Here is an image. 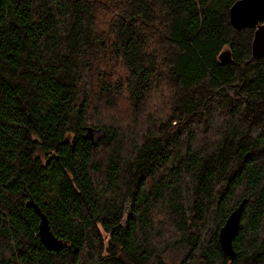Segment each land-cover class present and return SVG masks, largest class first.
<instances>
[{
	"label": "trees",
	"instance_id": "1",
	"mask_svg": "<svg viewBox=\"0 0 264 264\" xmlns=\"http://www.w3.org/2000/svg\"><path fill=\"white\" fill-rule=\"evenodd\" d=\"M236 1L0 0V264H264V58Z\"/></svg>",
	"mask_w": 264,
	"mask_h": 264
},
{
	"label": "water",
	"instance_id": "2",
	"mask_svg": "<svg viewBox=\"0 0 264 264\" xmlns=\"http://www.w3.org/2000/svg\"><path fill=\"white\" fill-rule=\"evenodd\" d=\"M231 25L236 30L255 28L251 51L254 59L264 58V0H237L229 10ZM219 60L221 63L232 61L231 51H223ZM32 208L40 217L39 236L41 242L49 250H59L64 242L58 239L51 231L50 222L39 206L31 201ZM243 204L234 210L219 232V242L223 254L233 260L236 251L233 246L242 218Z\"/></svg>",
	"mask_w": 264,
	"mask_h": 264
},
{
	"label": "rangeland",
	"instance_id": "3",
	"mask_svg": "<svg viewBox=\"0 0 264 264\" xmlns=\"http://www.w3.org/2000/svg\"><path fill=\"white\" fill-rule=\"evenodd\" d=\"M229 50L228 47H225L223 51ZM99 136V134L97 135ZM184 252H182L183 256ZM167 264H181V253H174L168 258Z\"/></svg>",
	"mask_w": 264,
	"mask_h": 264
},
{
	"label": "bare ground",
	"instance_id": "4",
	"mask_svg": "<svg viewBox=\"0 0 264 264\" xmlns=\"http://www.w3.org/2000/svg\"><path fill=\"white\" fill-rule=\"evenodd\" d=\"M40 208V207H39ZM42 211V210H41Z\"/></svg>",
	"mask_w": 264,
	"mask_h": 264
}]
</instances>
